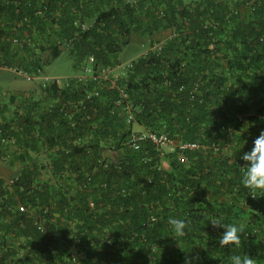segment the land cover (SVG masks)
Wrapping results in <instances>:
<instances>
[{
  "label": "trees",
  "instance_id": "obj_1",
  "mask_svg": "<svg viewBox=\"0 0 264 264\" xmlns=\"http://www.w3.org/2000/svg\"><path fill=\"white\" fill-rule=\"evenodd\" d=\"M133 36L147 51L118 86L0 93V264H264V192L240 159L264 130V0H0V67L32 78L63 53L77 74L92 57L115 67ZM119 88L139 127L204 148L165 169L153 143L135 151ZM169 216L190 221L184 236ZM215 218L244 225L239 249L219 247Z\"/></svg>",
  "mask_w": 264,
  "mask_h": 264
},
{
  "label": "built area",
  "instance_id": "obj_2",
  "mask_svg": "<svg viewBox=\"0 0 264 264\" xmlns=\"http://www.w3.org/2000/svg\"><path fill=\"white\" fill-rule=\"evenodd\" d=\"M79 25V24H77ZM88 28L86 25H83V29ZM91 65L84 67V71L76 74V77L79 81H89L92 80L97 83L105 84L110 83L114 86H118L117 83L120 81L122 77H124L126 70L131 67V63L128 65L118 64L115 67H97L94 68L93 64L95 63V59L90 58ZM5 70H9L14 72L16 75L24 76L26 78H32L28 75L27 72H23L17 69H7L5 67H0ZM72 77V76H71ZM70 77L60 79V78H46L45 82L48 81H57L58 83L67 82ZM95 96L99 95V91L94 93ZM119 100L117 103L124 102L121 110L124 113H121L120 116H124L127 124L132 125V130L128 135V143L135 150L139 151L142 148V145L145 142H151L156 147L157 151L160 154L161 167L163 169L168 167V161L165 158L166 153L174 152L176 149L184 150H199L204 148L202 143L199 142H178L175 139L171 138L168 133L161 132H153L150 130H144V128L139 127L136 120V107L134 106L133 101H131L129 93L125 91L123 88H119ZM150 158L144 157L143 161L147 163ZM161 169V168H160ZM21 211H25L24 207H21ZM41 229V227H39Z\"/></svg>",
  "mask_w": 264,
  "mask_h": 264
},
{
  "label": "clouds",
  "instance_id": "obj_3",
  "mask_svg": "<svg viewBox=\"0 0 264 264\" xmlns=\"http://www.w3.org/2000/svg\"><path fill=\"white\" fill-rule=\"evenodd\" d=\"M231 131V129H229ZM247 143L244 140V144ZM243 144V146H244ZM252 147L249 151L241 153L240 159L245 163L241 166V183L244 187L251 190L252 193L256 191L264 192V130H261L259 135L252 141ZM239 145V151L243 148ZM264 196V195H262ZM155 219V217L153 218ZM210 222V225L214 229H223L221 235L218 237V243L220 248L228 246L230 249H239L241 246L242 235L244 232V225L242 223L223 221V218L205 219L204 224ZM168 225L175 236H184L190 221L186 219L177 218L175 216H169L167 218ZM193 248L187 253H192ZM229 264H257L255 258L250 254L244 255L238 252H232L228 258ZM185 264H200V257L198 254L187 256Z\"/></svg>",
  "mask_w": 264,
  "mask_h": 264
},
{
  "label": "rangeland",
  "instance_id": "obj_4",
  "mask_svg": "<svg viewBox=\"0 0 264 264\" xmlns=\"http://www.w3.org/2000/svg\"><path fill=\"white\" fill-rule=\"evenodd\" d=\"M147 50V46L141 39L132 37L131 43L122 47L118 54L119 64L128 65L140 57ZM77 72L73 68V61L68 53H63L58 59H54L46 66L45 71L36 78H26L16 75L14 72L0 68V93L33 91L40 88L44 78H60L75 76Z\"/></svg>",
  "mask_w": 264,
  "mask_h": 264
},
{
  "label": "crops",
  "instance_id": "obj_5",
  "mask_svg": "<svg viewBox=\"0 0 264 264\" xmlns=\"http://www.w3.org/2000/svg\"><path fill=\"white\" fill-rule=\"evenodd\" d=\"M161 46H162V44H159V43H158V44H156L155 47H156V48H159V47H161ZM146 51H147V50H146ZM146 51H145V52H146ZM145 52H144V53H145ZM144 53H143V54H144ZM48 78H50V77H48ZM45 79H46V78H44V82H45ZM44 82H43V83H44ZM40 85H41V84H40ZM25 94L30 95V96L33 95V96L37 97V96L39 95V89H35V90H33V91H29V92H25Z\"/></svg>",
  "mask_w": 264,
  "mask_h": 264
}]
</instances>
